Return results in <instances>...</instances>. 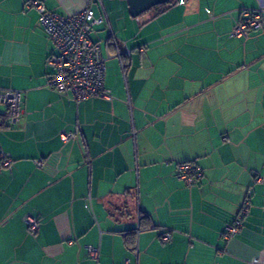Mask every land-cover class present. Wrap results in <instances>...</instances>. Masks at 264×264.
<instances>
[{
    "label": "crops",
    "instance_id": "1",
    "mask_svg": "<svg viewBox=\"0 0 264 264\" xmlns=\"http://www.w3.org/2000/svg\"><path fill=\"white\" fill-rule=\"evenodd\" d=\"M34 2L103 18L91 40L107 98L48 87ZM249 10L264 0H171L137 18L127 0H0V90L23 94L16 125L0 107V264H264V28L231 35ZM180 163L198 184L178 180Z\"/></svg>",
    "mask_w": 264,
    "mask_h": 264
},
{
    "label": "built area",
    "instance_id": "2",
    "mask_svg": "<svg viewBox=\"0 0 264 264\" xmlns=\"http://www.w3.org/2000/svg\"><path fill=\"white\" fill-rule=\"evenodd\" d=\"M184 1H182V4ZM38 12V25L53 45V51L46 57L45 66L50 69L47 76L49 88L60 94L70 95L76 103L92 97L107 98L108 91L104 88L106 65L100 46L91 40L93 27L101 24L103 18L96 17L91 8L73 16H61L46 10L40 2L32 3ZM264 28V11L249 10L241 12L240 19L234 25L231 35L247 38L250 32ZM142 51V50H140ZM128 53V51H127ZM116 56L120 59V53ZM110 56L108 55L107 58ZM23 94L15 90H0V107L6 109L7 125H16L22 115ZM3 121L0 115V127ZM76 133H62L60 139L67 142L74 139ZM1 156V155H0ZM2 164L9 167L11 160L3 158ZM40 167L41 161H35ZM176 176L186 186H193L202 179L201 170L193 163H180L176 166ZM260 182V179H256ZM250 193L248 192L239 213L232 223L224 227L222 238L229 240L239 233L243 219L248 215ZM26 230L29 234L36 232L38 221L27 217ZM162 242H169L171 235L161 236ZM89 256L97 257V250L86 249ZM252 264H258L253 259Z\"/></svg>",
    "mask_w": 264,
    "mask_h": 264
},
{
    "label": "water",
    "instance_id": "3",
    "mask_svg": "<svg viewBox=\"0 0 264 264\" xmlns=\"http://www.w3.org/2000/svg\"><path fill=\"white\" fill-rule=\"evenodd\" d=\"M171 0H127L129 14L132 18H137L150 9L167 5Z\"/></svg>",
    "mask_w": 264,
    "mask_h": 264
},
{
    "label": "rangeland",
    "instance_id": "4",
    "mask_svg": "<svg viewBox=\"0 0 264 264\" xmlns=\"http://www.w3.org/2000/svg\"><path fill=\"white\" fill-rule=\"evenodd\" d=\"M92 35V34H91ZM91 37V36H90ZM92 38V37H91ZM107 67H108V71H110V70H112V69H114V67H115V63H114V61H108L107 62Z\"/></svg>",
    "mask_w": 264,
    "mask_h": 264
},
{
    "label": "trees",
    "instance_id": "5",
    "mask_svg": "<svg viewBox=\"0 0 264 264\" xmlns=\"http://www.w3.org/2000/svg\"><path fill=\"white\" fill-rule=\"evenodd\" d=\"M170 2H171V1H170ZM167 5H168V4H167ZM167 5H162V7H163V6H167ZM157 7H160V6H157Z\"/></svg>",
    "mask_w": 264,
    "mask_h": 264
}]
</instances>
